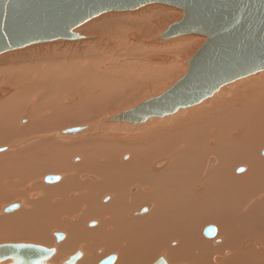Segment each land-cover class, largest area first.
Masks as SVG:
<instances>
[{
  "label": "bare ground",
  "instance_id": "obj_1",
  "mask_svg": "<svg viewBox=\"0 0 264 264\" xmlns=\"http://www.w3.org/2000/svg\"><path fill=\"white\" fill-rule=\"evenodd\" d=\"M183 16L160 4L105 12L74 30L83 39L0 54V244L55 248L48 264L77 252L76 264H264L262 71L173 117L108 122L187 73L204 36L151 40Z\"/></svg>",
  "mask_w": 264,
  "mask_h": 264
},
{
  "label": "water",
  "instance_id": "obj_2",
  "mask_svg": "<svg viewBox=\"0 0 264 264\" xmlns=\"http://www.w3.org/2000/svg\"><path fill=\"white\" fill-rule=\"evenodd\" d=\"M149 4L184 11L183 19L171 24L159 39L200 35L206 41L189 61L187 73L170 89L108 122L139 125L173 115L212 97L224 85L264 71V0H0V54L37 42L80 39L74 30L93 18ZM78 131L72 128L65 133ZM7 150L1 147L0 153ZM59 181L58 175L45 177L46 183ZM17 208L13 204L5 212ZM206 235L214 236L215 229L208 227ZM55 236L58 242L64 238L62 233ZM55 252L33 244H0V264H48ZM81 257L77 252L62 264H76ZM116 259L109 255L98 264H114ZM154 264L167 263L161 257Z\"/></svg>",
  "mask_w": 264,
  "mask_h": 264
},
{
  "label": "rangeland",
  "instance_id": "obj_3",
  "mask_svg": "<svg viewBox=\"0 0 264 264\" xmlns=\"http://www.w3.org/2000/svg\"><path fill=\"white\" fill-rule=\"evenodd\" d=\"M160 5H162V4H160ZM163 6H166V5H163ZM168 7V6H167ZM170 8H172V6H169ZM173 8H175V7H173ZM175 9H179V8H175ZM180 10V9H179ZM118 13V12H117ZM120 13V12H119ZM98 17V16H97ZM88 23V22H87ZM86 23V24H87ZM171 24H173V23H171ZM171 24H168L169 26L171 25ZM85 24H83L82 26H80V28L81 27H83ZM80 28H79V30H80ZM79 30H77L75 33H77V34H79L80 33V31ZM130 34V33H129ZM159 34V33H158ZM79 35H81V34H79ZM159 36L160 35H158V36H155V37H152L151 38V40L152 41H157V40H160L159 39ZM184 36V35H183ZM188 36V35H187ZM81 37H82V39L84 38V34L83 35H81ZM178 37V36H177ZM76 40H79V39H76ZM76 40H73V41H76ZM62 41H70L71 42V40H62ZM34 45H37V44H34ZM31 46H33V45H31ZM31 46H27L28 48L29 47H31ZM26 47V48H27ZM25 49V48H24ZM13 52V51H12ZM193 55V54H192ZM146 56V55H145ZM145 56H143L144 58H145ZM148 56V55H147ZM192 58V57H191ZM190 58V59H191ZM190 61V60H189ZM189 61H188V63H189ZM143 62H145V61H143ZM1 64V63H0ZM131 65V64H130ZM261 73H264V71H262ZM259 78V77H258ZM260 80H262L261 78H259ZM242 80V79H241ZM247 80V79H246ZM178 81V80H177ZM237 81H235V82H233V84H235ZM239 82H241V81H239ZM176 83V81L175 82H173L172 84L174 85ZM240 84H242V85H248V83H240ZM173 85H171V87L173 86ZM229 85H232V83L231 84H229ZM170 86H168V89L169 88H171ZM235 88H238V83H237V87H235ZM165 89H167V88H165ZM166 90H162V91H160L159 93L157 92L156 93V91H155V94L153 93L152 94V92H154V91H151L150 92V94H152V95H148V94H145L143 97L144 98H138L137 100H135V101H133L132 103H131V105L129 104V106L128 107H125V109L123 110V111H125V110H128V109H131V108H133V107H135V106H137V105H139L141 102H144V101H147V100H149V99H151V98H153V97H157V96H160L162 93H164ZM44 95L42 94V93H40V94H37L36 95V98H39V99H41L42 97H43ZM73 96V95H72ZM149 96V97H148ZM74 97V96H73ZM74 101H75V97H74ZM140 101V102H139ZM136 103V104H135ZM62 106H66V104H64V102L63 101H61V103H60ZM132 104H133V106H132ZM193 107V106H192ZM128 108V109H127ZM188 108H190V107H188ZM188 108H184V109H188ZM181 110V109H180ZM179 112V111H178ZM177 112V113H178ZM177 113H175V114H177ZM175 114H173V115H171V117H173V116H175ZM170 117V115L169 116H166V117H163V118H156L157 120H163V119H165V118H169ZM149 121V120H148ZM28 122V121H27ZM27 122H25L26 124H27ZM28 123H30V121L28 122ZM144 123H148L147 121L146 122H144ZM144 123H142V125L144 124ZM162 123V122H161ZM26 124H24V125H26ZM154 124H156V123H150V125H147L146 126V128H148L149 126L151 127V128H153V127H155V125ZM119 126L120 125H122V124H118ZM124 125V124H123ZM127 126H128V124H126ZM130 126H131V124H129ZM154 125V126H153ZM17 126L18 127H21L20 125H18L17 124ZM134 127L135 126H138V125H133ZM139 126H141L140 124H139ZM150 127L148 128V129H150ZM67 128V127H66ZM63 129H65V127L64 128H62L60 131H63ZM143 129H145L144 127H143ZM51 135H49V137H50ZM56 136V135H55ZM44 138H41V139H37L38 141L39 140H48L49 139V137H48V139H46L47 137H45V136H43ZM52 137V136H51ZM58 138V140L60 139V141L59 142H61L62 143V140H63V142H64V139L65 138H63V137H57ZM62 139V140H61ZM15 140V139H14ZM37 140H35L34 142H38ZM68 140V139H67ZM66 139H65V143H67V142H69V141H67ZM34 142H32V143H34ZM32 143H30V144H32ZM64 144V143H63ZM21 148H24V147H21ZM21 148L20 149H16L15 151H12L11 153H13V152H17V151H19V150H21ZM264 151V148L261 150V155H262V157L264 156L263 154H262V152ZM121 155V154H120ZM76 156H77V154H76ZM78 156H80L79 154H78ZM82 156V155H81ZM83 159V158H82ZM244 168V172L246 171V169H247V167L245 166V165H242V166H239V168ZM243 172V171H242ZM242 172L240 173V174H242ZM243 172V173H244ZM47 174H50V173H47ZM46 174V175H47ZM55 175H59V176H61L62 174H59V173H57V174H55ZM45 185H47L46 183H44ZM51 184H55V183H50V185ZM16 185H18L19 186V184H16ZM27 186V184L26 185H24V187H26ZM48 186H49V184H48ZM28 187H30V186H28ZM26 189H27V187H26ZM30 189V188H29ZM22 188L19 190V191H21L22 192ZM27 192V191H26ZM25 192V190H23V193H26ZM29 192V191H28ZM258 196H263L264 197V194H260V195H258ZM258 196L255 198V200L256 201H258ZM20 197V196H19ZM18 199H20V200H22V197H20V198H15L13 201H11V202H9V203H6V204H4L3 205V207H5V206H7V205H10V204H13L14 202H18V201H20V200H18ZM260 200V199H259ZM22 201H24V200H22ZM20 209V208H19ZM18 209V210H19ZM14 211H16V210H14ZM14 211H12V212H14ZM11 213V212H10ZM7 214V213H6ZM208 227H213L214 229H215V234H216V230H217V227H215V225L214 224H212V225H210V226H208ZM207 227V228H208ZM206 228V229H207ZM60 233H63V232H60ZM205 235H206V230H205ZM207 236V235H206ZM215 236V235H214ZM208 237V236H207ZM213 237V236H212ZM55 238V237H54ZM161 256H163V255H161ZM164 257V256H163ZM165 258V257H164ZM166 259V258H165ZM102 260V259H101ZM100 260V261H101Z\"/></svg>",
  "mask_w": 264,
  "mask_h": 264
}]
</instances>
